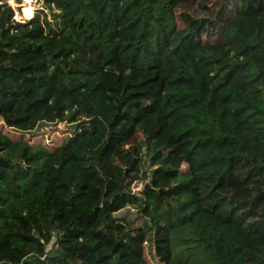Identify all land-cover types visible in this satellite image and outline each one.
<instances>
[{
    "label": "trees",
    "instance_id": "1",
    "mask_svg": "<svg viewBox=\"0 0 264 264\" xmlns=\"http://www.w3.org/2000/svg\"><path fill=\"white\" fill-rule=\"evenodd\" d=\"M0 264H264V0H0Z\"/></svg>",
    "mask_w": 264,
    "mask_h": 264
},
{
    "label": "rangeland",
    "instance_id": "2",
    "mask_svg": "<svg viewBox=\"0 0 264 264\" xmlns=\"http://www.w3.org/2000/svg\"><path fill=\"white\" fill-rule=\"evenodd\" d=\"M13 9V17L18 20L25 19L29 17L37 8L40 7L41 0L35 1V0H12L10 3L9 0H6ZM50 124V123H49ZM58 127H63L64 123L63 121H58L57 123ZM60 131V130H57ZM60 133V132H59ZM47 135H45V138ZM44 138V139H45ZM133 188H137L140 186L139 182H133L132 183Z\"/></svg>",
    "mask_w": 264,
    "mask_h": 264
},
{
    "label": "clouds",
    "instance_id": "3",
    "mask_svg": "<svg viewBox=\"0 0 264 264\" xmlns=\"http://www.w3.org/2000/svg\"><path fill=\"white\" fill-rule=\"evenodd\" d=\"M9 2L11 3V2H12V0H9Z\"/></svg>",
    "mask_w": 264,
    "mask_h": 264
},
{
    "label": "water",
    "instance_id": "4",
    "mask_svg": "<svg viewBox=\"0 0 264 264\" xmlns=\"http://www.w3.org/2000/svg\"><path fill=\"white\" fill-rule=\"evenodd\" d=\"M16 1H18V0H16ZM35 1H38V0H35Z\"/></svg>",
    "mask_w": 264,
    "mask_h": 264
}]
</instances>
